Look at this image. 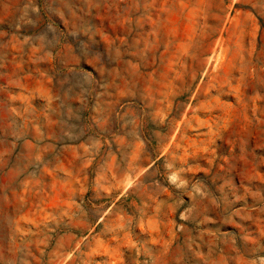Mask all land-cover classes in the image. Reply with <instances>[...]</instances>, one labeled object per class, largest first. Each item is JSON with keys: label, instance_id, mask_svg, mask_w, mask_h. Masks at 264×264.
I'll use <instances>...</instances> for the list:
<instances>
[{"label": "rangeland", "instance_id": "1", "mask_svg": "<svg viewBox=\"0 0 264 264\" xmlns=\"http://www.w3.org/2000/svg\"><path fill=\"white\" fill-rule=\"evenodd\" d=\"M0 264H264V0H0Z\"/></svg>", "mask_w": 264, "mask_h": 264}, {"label": "clouds", "instance_id": "2", "mask_svg": "<svg viewBox=\"0 0 264 264\" xmlns=\"http://www.w3.org/2000/svg\"><path fill=\"white\" fill-rule=\"evenodd\" d=\"M170 179L174 181L175 180V176L170 177Z\"/></svg>", "mask_w": 264, "mask_h": 264}]
</instances>
